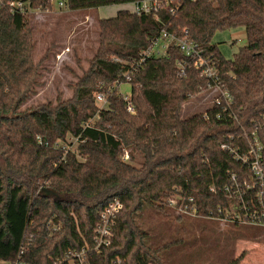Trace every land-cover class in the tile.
<instances>
[{
  "label": "trees",
  "instance_id": "16d2710c",
  "mask_svg": "<svg viewBox=\"0 0 264 264\" xmlns=\"http://www.w3.org/2000/svg\"><path fill=\"white\" fill-rule=\"evenodd\" d=\"M10 1L15 0H0V264H53L70 248L92 242L100 212L114 197L124 207L113 242L92 263L121 258L127 264H165L160 253L176 242L146 244L147 232L136 219L145 205L168 206L178 188L195 198L202 215L217 216L219 207L240 211L255 197L247 189L253 174L220 144L232 135L233 143L257 137L264 146V0H163L160 9L140 15L122 8L98 19L99 45L73 84V95L27 106L44 85L41 68L49 50L34 60L31 14L13 12ZM24 1L33 11L54 9L55 0ZM59 1L75 12L143 0ZM235 29L245 31L247 43L227 59L213 38ZM163 30L180 37L187 30L191 41L213 55L232 102L208 104L209 99L206 107L182 117L183 104L208 83L193 68V58L176 46L133 67ZM179 60H186L185 76ZM127 72L135 114L127 112L115 86ZM99 91L108 93L104 109L97 105ZM125 150L129 161L122 159ZM171 209L178 220L208 218Z\"/></svg>",
  "mask_w": 264,
  "mask_h": 264
},
{
  "label": "rangeland",
  "instance_id": "374dc122",
  "mask_svg": "<svg viewBox=\"0 0 264 264\" xmlns=\"http://www.w3.org/2000/svg\"><path fill=\"white\" fill-rule=\"evenodd\" d=\"M120 5L72 12L61 1H54L48 12L33 11L31 24L35 36L34 60L38 62L48 51L42 65L37 92L25 106L62 99L73 95V84L83 75L89 59L99 45L98 19L115 16ZM216 43L225 58H232L239 47L246 45L243 29L215 33ZM131 85L122 83L121 92L130 93ZM205 94L193 96L182 106L181 116L188 117L207 106ZM138 224L147 232L146 244L157 247L176 242L160 256L165 264H227L240 257L238 264H264V225L222 221L215 218H175L169 206L153 208L145 205L136 215ZM1 264H6L5 261Z\"/></svg>",
  "mask_w": 264,
  "mask_h": 264
},
{
  "label": "built area",
  "instance_id": "2783aa9c",
  "mask_svg": "<svg viewBox=\"0 0 264 264\" xmlns=\"http://www.w3.org/2000/svg\"><path fill=\"white\" fill-rule=\"evenodd\" d=\"M168 1V0H167ZM163 0H143L141 3H135V8L132 10L136 14L148 13L150 11H156L163 6ZM30 3L24 0H15L8 3L12 11H21L24 13H32L33 10L28 6ZM63 4V2H61ZM184 36H178L175 32H169L163 30L160 34L151 39L142 49L140 57L133 62V67L136 68L142 65L147 58L151 56H163L166 55L170 46L178 47L188 58H193V68H196L200 75L207 80L208 88L201 91L206 97L204 101L209 100L208 104H220L222 98L230 103L233 97L229 90L226 88L222 81L220 70L217 60L212 54L207 53L206 49L199 46L197 43L191 41L188 37V31L185 30ZM118 61V59H115ZM178 66L180 69V75L185 76L187 72L186 60H179ZM130 73H124L120 79L115 82L116 89L119 95L122 97L125 109L130 114L136 113V106L133 102L131 91L130 93L121 92L122 83H130ZM96 101L99 109H104L109 105L108 93L105 91H99L96 94ZM221 115L218 114V117ZM99 118V113L95 118ZM90 127V121L84 125V128ZM230 142H222L220 148L227 151L237 161L241 162L244 166L248 167L253 174L254 183L248 185L249 191L255 192V197L250 201L243 203L242 209L236 211L234 205L232 209L224 210L221 207L218 208V215L213 216V212L210 215H202L199 212V206L194 197L187 196L181 192L178 188L174 189V193L167 200V205L173 208L178 214L190 216V217H202L215 218L224 221H239L240 223H254L264 225V202L262 198L264 196V162H263V144L259 138L254 137L252 140L247 138H240L236 143L232 140L234 136L228 137ZM72 142H76L78 138H71ZM39 142L42 143V139L39 137ZM47 144V142H45ZM73 144V143H72ZM60 143L56 142L55 147H59ZM124 161H129L130 154L128 150L124 151L122 156ZM233 185L238 187L237 179L234 174L231 175ZM212 190L215 188L212 186ZM225 190H229L226 186ZM123 202L114 197L100 212L99 221L95 228V236L92 242H86L80 248H70L63 253L62 256L54 260L53 264H93L92 258L96 254H101L102 251L111 246L114 237V227L117 217L123 209ZM6 262V261H5ZM6 264H23L20 260L14 262H6ZM112 264H127L123 259L116 258L112 260Z\"/></svg>",
  "mask_w": 264,
  "mask_h": 264
},
{
  "label": "crops",
  "instance_id": "0c3cea01",
  "mask_svg": "<svg viewBox=\"0 0 264 264\" xmlns=\"http://www.w3.org/2000/svg\"><path fill=\"white\" fill-rule=\"evenodd\" d=\"M120 6H123L122 8H127L132 11L135 8V3L125 4V5H120Z\"/></svg>",
  "mask_w": 264,
  "mask_h": 264
}]
</instances>
